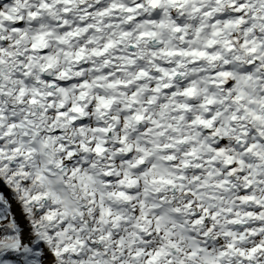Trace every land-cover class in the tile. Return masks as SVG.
Segmentation results:
<instances>
[{"label":"snow or ice","instance_id":"obj_1","mask_svg":"<svg viewBox=\"0 0 264 264\" xmlns=\"http://www.w3.org/2000/svg\"><path fill=\"white\" fill-rule=\"evenodd\" d=\"M0 264H264V0H0Z\"/></svg>","mask_w":264,"mask_h":264}]
</instances>
